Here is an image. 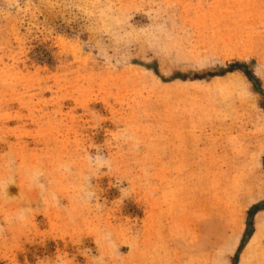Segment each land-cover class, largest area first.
Returning a JSON list of instances; mask_svg holds the SVG:
<instances>
[{"label": "rangeland", "instance_id": "1", "mask_svg": "<svg viewBox=\"0 0 264 264\" xmlns=\"http://www.w3.org/2000/svg\"><path fill=\"white\" fill-rule=\"evenodd\" d=\"M261 202L264 0H0V264H264Z\"/></svg>", "mask_w": 264, "mask_h": 264}, {"label": "trees", "instance_id": "2", "mask_svg": "<svg viewBox=\"0 0 264 264\" xmlns=\"http://www.w3.org/2000/svg\"><path fill=\"white\" fill-rule=\"evenodd\" d=\"M233 67V66H231ZM261 208H264V202L262 203H257L255 205H253L248 211H247V218H246V228H245V233L241 239L240 245H239V249L242 247V245L245 243V241L250 237V235L253 232V228H252V215L255 214V212H257V210H260Z\"/></svg>", "mask_w": 264, "mask_h": 264}]
</instances>
